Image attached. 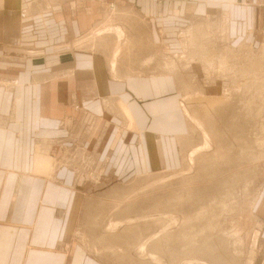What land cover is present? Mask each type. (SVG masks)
<instances>
[{
    "label": "crops",
    "instance_id": "0c3cea01",
    "mask_svg": "<svg viewBox=\"0 0 264 264\" xmlns=\"http://www.w3.org/2000/svg\"><path fill=\"white\" fill-rule=\"evenodd\" d=\"M29 1L0 0V264H102L75 240L83 191L156 168L162 156L153 161L149 146L159 142L167 159L185 124L172 77L115 78L101 52L75 41L106 6L131 11L136 23L119 22L162 50L180 27L201 17L226 18L230 42L254 43L264 36V0H40L44 9L24 16ZM136 48L132 53L150 51ZM107 96L116 97L120 114L105 111ZM127 117L132 128L124 125ZM84 151L99 159L90 171L101 173L100 181L75 185L63 161ZM71 192L80 195L79 205Z\"/></svg>",
    "mask_w": 264,
    "mask_h": 264
},
{
    "label": "rangeland",
    "instance_id": "374dc122",
    "mask_svg": "<svg viewBox=\"0 0 264 264\" xmlns=\"http://www.w3.org/2000/svg\"><path fill=\"white\" fill-rule=\"evenodd\" d=\"M27 4L24 16L45 7L40 0ZM15 11L19 10L10 11L14 29ZM118 17L133 16L128 9L111 11L104 6L102 19L74 47L101 52L115 78L159 72L172 77L180 94L178 109L185 130L170 143L167 159H162L159 142L149 146L153 161L162 156L156 168L139 175L131 171L130 177L113 187L83 191L85 206L75 240L102 264H264V36L254 43L242 37L230 42L226 18L201 17L180 27L163 51L156 41L142 42ZM136 22L134 15L130 24ZM192 26H199L196 31L206 37L195 46L196 41L191 43L185 32ZM137 46L150 51L132 53ZM231 52L235 59L228 61L233 60L230 63L237 68L230 64L233 69L219 72L215 58L220 54L227 59ZM25 54L34 55L32 51ZM144 57H151L150 64ZM210 59L216 61L209 62L210 66L215 63L209 70ZM143 60L146 64L140 68ZM167 63L174 66L172 72L164 70ZM112 97L102 98V105L106 112L120 114ZM124 125L131 127L128 117ZM87 152L68 154L63 161L72 170L75 185L100 181L101 173L90 171L99 159ZM80 198L70 193L77 205ZM194 209L203 215L197 216ZM188 214H194L193 220L185 221ZM61 258L57 255L56 262L62 263Z\"/></svg>",
    "mask_w": 264,
    "mask_h": 264
},
{
    "label": "bare ground",
    "instance_id": "6f19581e",
    "mask_svg": "<svg viewBox=\"0 0 264 264\" xmlns=\"http://www.w3.org/2000/svg\"><path fill=\"white\" fill-rule=\"evenodd\" d=\"M223 20H224V19H223ZM196 25H198V24H196ZM212 25H213V24H212ZM197 28L199 29V26H198V27L195 26V29H194L193 26H192V27L187 28V29H186L187 31H185V32L188 33V35L190 34V35L188 36V38H189V41H190L191 43H194V42L196 41V42L193 44L194 46H195V44H198V42H199L200 40H203V39L205 40V38H206V37H204L205 34H204V33H201L202 31H201V32L196 31ZM119 30H120V29H119ZM193 30H195L196 32L193 33V32H192ZM120 31H121V30H120ZM209 31H210V30H209ZM207 32H208V31H207ZM119 33H121V32H119ZM186 35H187V34H186ZM118 36H120V35L118 34ZM186 39H187V37H186ZM262 46L264 47L263 44H262ZM262 46H261V47H262ZM203 48H205V47H203ZM201 49H202V48H201ZM248 51H249V52H250V51L253 52V50H252L251 48H249ZM220 52H222V51L220 50ZM117 53H118V51L115 52V55H114L113 58H112L113 60L116 59L115 56H116ZM247 53H248V52H247ZM234 54H235V53H232V52H231V53H230V56H229V55H226V56L229 57V58H227V59H226V57H222V55H221V57L218 56V55H220V54H218V55H217V58H215L217 61L214 60V59H212L213 61H216L215 63L217 64V69H220V70H218L219 72H221V73H222L223 71L225 72V67H228V71H229L230 69L235 68V66H233L235 63H234L233 65L231 64V63H233V60H232V61L230 60L231 63H230V61H228L229 59H233V58L235 57ZM249 54H250V53H249ZM137 55H138V54H137ZM250 55L252 56V54H250ZM114 57H115V58H114ZM152 57H154V56H152ZM232 57H233V58H232ZM146 58H147V57H144V59H146ZM136 59H138V56H137ZM136 59L134 58V60H136ZM147 59H148V60L146 61V63L148 64V63L150 62L151 57H150V59H149V58H147ZM234 59H235V58H234ZM113 60H112V62H111V66H112V67H113V65H115ZM151 60H152V59H151ZM212 60L210 59V61L207 62L208 65H209L210 63L212 64ZM136 61H138V60H136ZM143 61H144V60H143ZM141 62H142V61H141ZM151 62H153V61H151ZM209 62H210V63H209ZM259 62H260V61H259ZM146 63H145V61H144L143 63H139V64H140V68H141V65L146 64ZM215 63H214V64H215ZM260 63H261V62H260ZM149 64H150V63H149ZM214 64L211 65V66H214ZM218 64H219V65H218ZM221 64H223V65H221ZM230 64L233 66V68H231V65H230ZM176 65H177V64H176ZM176 65H175V66H176ZM146 66H147V65H146ZM211 66L209 65V67H208L209 70H210ZM114 67H115V66H114ZM120 67H121V66H120ZM128 67H130V66H128ZM163 67H165L164 70L167 71V72H172V70H173V68H174V66H173L172 64H170V63H167V64L164 65ZM122 68H124V67H122ZM126 68H127V67H126ZM176 68H178V66H177ZM236 68H237V67H236ZM236 68H235V69H236ZM128 69H130V68H128ZM144 69H145V68H144ZM154 69H155V68H154ZM174 69H175V68H174ZM217 69H216V70H217ZM118 70L121 71V68H119ZM118 70H117V71H118ZM123 70H124V72H125V69H123ZM123 70H122V71H123ZM127 71H128V70H127ZM176 71H177V70H176ZM178 71H179V68H178ZM124 72H123V73H124ZM131 72H132V70H131ZM148 72H149V71H148ZM150 72H151V71H150ZM152 72H153V71H152ZM245 72H246V70H245ZM159 73H160V72H159ZM159 73H158V74H159ZM173 73H174V72H173ZM173 73H172V74H173ZM126 74H128V72H126ZM150 74H151V73H150ZM168 74H171V73H168ZM245 74H246V73H245ZM155 75H156V74H155ZM227 75H228V73H227ZM243 75H244V72H243ZM176 76H178V75H176ZM106 98H107V97H106ZM112 98H113V97H112ZM114 98H116V97H114ZM114 98H113V101L115 100ZM107 99H109V98H107ZM108 101H109V100H108ZM113 101H112V102H113ZM115 101H116V100H115ZM103 102H104V100H103ZM106 102H107V101H106ZM110 102H111V101H110ZM114 108H115V107H114ZM231 120H232V119H231ZM206 139H207V138H206ZM208 140H209V139H208ZM205 144H207V143H205ZM201 202H202V201H201ZM209 205H211V203H210ZM193 206H194V205H193ZM200 206L202 207V206H204V205L201 204ZM200 206H199V207H200ZM204 207H205V206H204ZM210 207H211V206H210ZM211 208H212V207H211ZM197 209H200V208H197ZM197 209H194L193 211H194V212L196 213V215L198 216V213L200 214V212H197ZM208 210H209V209H208ZM193 211H192V212H193ZM94 212H95V211H94ZM190 212H191V211H190ZM194 212H193V213H194ZM208 212H209V211H208ZM195 213H194V214H195ZM205 213H206V212H205ZM194 214H193V215H190V216H189V214H188V215H187L188 217L186 216L187 218H185V221H188L190 218L193 220L192 217H194ZM207 214H208V213H207ZM209 214H210V213H209ZM201 215H203V213L200 214V216H201ZM204 217H205V219L208 218V217H206V216H204ZM198 218H199V217H198ZM189 223H190V222H189ZM207 223H208V221H207ZM112 224H113V223H112ZM184 224H185V223H184V220H183V224H182V225H184ZM208 224H209V223H208ZM188 225H189V224H188ZM211 225H212V224H211ZM204 226H205V225H204ZM88 227H90V226L88 225ZM109 227H110V226H109ZM202 227H203V226H202ZM187 234H188V233H187ZM103 235H104V234H103ZM177 236H178V234H177ZM186 236H187V235H184V234H183V237H184V238H185ZM187 237H188V236H187ZM105 238H106V237H105ZM204 238H207V237H204ZM105 240H106V239H105ZM181 240H182V237H181ZM184 241H185V240H184ZM103 242H104V241H103ZM103 242H101V243H103ZM105 242L107 243V241H105ZM111 243H112V242H110V244H111ZM107 244H108V243H107ZM106 247H108V246H106ZM112 248L114 249V247H112ZM113 251H114V250H113ZM117 251H118V250H117ZM110 252H112V251H110ZM114 252H115V251H114Z\"/></svg>",
    "mask_w": 264,
    "mask_h": 264
}]
</instances>
